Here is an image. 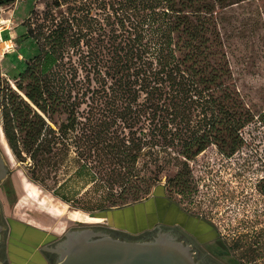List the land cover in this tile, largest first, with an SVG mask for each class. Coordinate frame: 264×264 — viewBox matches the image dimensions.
<instances>
[{"label":"trees","instance_id":"1","mask_svg":"<svg viewBox=\"0 0 264 264\" xmlns=\"http://www.w3.org/2000/svg\"><path fill=\"white\" fill-rule=\"evenodd\" d=\"M244 1L51 0L39 13L32 7L19 36L35 51L0 100V126L26 162L28 180L42 187L51 173L76 165L104 190L105 214L149 192L152 177L133 172L141 159L158 170L177 166L184 193L189 161L211 145L226 157L237 152L252 113L233 81L221 28L225 10ZM56 114L64 118L55 121ZM257 186L264 195V176ZM233 242L240 257L232 264H264V227Z\"/></svg>","mask_w":264,"mask_h":264},{"label":"rangeland","instance_id":"2","mask_svg":"<svg viewBox=\"0 0 264 264\" xmlns=\"http://www.w3.org/2000/svg\"><path fill=\"white\" fill-rule=\"evenodd\" d=\"M2 6L0 19L5 20L0 27L3 28L2 40H8L10 46L7 48L3 42L0 43V100L7 89L16 87V73L35 51L32 41H23L19 36L26 31L24 18L32 7L37 13L48 9L51 0H14ZM221 33L233 81L252 113L251 121L241 130L242 147L226 157L211 145L189 161L184 193L179 192L182 189L180 180L174 179L177 166L158 170L141 159L133 172L137 176L152 177L149 192L142 201L151 197L148 202L153 206L158 202H177L206 221L216 232L215 238L203 244L192 241L198 247H203L217 264H232V259L240 257L233 246L239 234L248 229L264 227V195L257 186L264 176V0L244 1L227 8L223 14ZM71 55L73 63L75 56ZM63 118L59 114L54 117L55 121ZM0 153L7 168V175L0 182V221L7 229L2 238L3 249L8 245L13 221L49 231L54 237L50 244L55 238H61L68 228L77 225L115 227L107 217L111 212H106V215L101 213V205L106 201L104 190L93 188L86 171L77 174L76 165L68 164L57 173H51L45 186L30 182L26 162L16 159L1 126ZM144 205L137 204L129 211L140 216V207ZM90 218L96 219V222ZM118 224L122 225L120 222ZM143 225L139 223L129 229L136 230ZM122 230L131 234L129 230ZM217 233L223 249L218 246ZM137 234L139 237L140 233ZM30 248L33 246L29 247V251ZM38 248L36 251L40 250ZM261 262L262 259L258 258L251 264ZM240 263L250 264L242 259ZM48 264H53V261L49 259Z\"/></svg>","mask_w":264,"mask_h":264},{"label":"crops","instance_id":"3","mask_svg":"<svg viewBox=\"0 0 264 264\" xmlns=\"http://www.w3.org/2000/svg\"><path fill=\"white\" fill-rule=\"evenodd\" d=\"M150 199L151 197H148L143 201L140 200L110 210L111 214L107 217L115 226L111 228L129 230L131 235H138L137 233L141 235L156 228H175L179 233L200 244L215 238L216 232L214 233L206 221L186 211L179 204L158 202L153 206L151 202H148ZM137 204H146L140 207V216H136V212H132L133 214L130 212L131 207ZM121 215L123 218H120ZM152 218H154L153 222L149 224ZM139 223L140 225L143 223V227H138L136 230L129 229V227H135ZM51 238L54 237L49 231L36 229L23 222L13 221L9 229L8 245L4 246L3 257L2 253L0 255V264H48L49 259L46 250L53 240ZM45 242L48 243L43 246L42 244ZM31 245L33 248H30L29 251ZM37 248L40 249V252L36 251Z\"/></svg>","mask_w":264,"mask_h":264},{"label":"water","instance_id":"4","mask_svg":"<svg viewBox=\"0 0 264 264\" xmlns=\"http://www.w3.org/2000/svg\"><path fill=\"white\" fill-rule=\"evenodd\" d=\"M6 175L0 153V182ZM3 228L0 223V241ZM158 229L144 240L120 239L89 228L68 230L53 248L58 255L54 264H198L189 245Z\"/></svg>","mask_w":264,"mask_h":264},{"label":"flooded vegetation","instance_id":"5","mask_svg":"<svg viewBox=\"0 0 264 264\" xmlns=\"http://www.w3.org/2000/svg\"><path fill=\"white\" fill-rule=\"evenodd\" d=\"M0 223H1V221H0ZM84 228H89L95 233L109 234L113 237H117L120 239H127V240L150 239V238L154 237L156 235V233L159 231V229L156 228L153 231H150L149 233L141 234L139 237H137V235H131V234H128L126 232H123L121 230H117V229H114L111 227L95 226V225H77L75 227L68 228L67 231L68 230H80V229H84ZM160 230L170 232L178 240H181L185 244L189 245L190 250L193 253V257L198 262V264H217V262L212 259L211 255H209V253L207 251H205V249L203 247H198V245H196L192 241V239H190L189 237H186L184 234L179 233V231L176 230L175 228H170V229L160 228ZM4 231L7 232L6 227H4L2 232H1L0 255H1L2 249H3L2 238H3V234L5 233ZM55 239H56L55 241H53L51 244H49L48 249L46 250V254L48 255V258L53 261V264L56 262L57 256H58L57 253L55 251H53V248L56 245V243L62 239V237L59 239H57V238H55Z\"/></svg>","mask_w":264,"mask_h":264},{"label":"built area","instance_id":"6","mask_svg":"<svg viewBox=\"0 0 264 264\" xmlns=\"http://www.w3.org/2000/svg\"><path fill=\"white\" fill-rule=\"evenodd\" d=\"M2 8H3V6L0 5V10H1ZM4 22H5V20L0 19V27H1V24L4 23ZM6 28H7V27H6ZM6 28H5V29H6ZM2 30H3V28H0V43L3 42V43L5 44V46L8 48V47L10 46V45L8 44V42H7L8 40H5V41L2 40ZM9 41H10V40H9Z\"/></svg>","mask_w":264,"mask_h":264},{"label":"bare ground","instance_id":"7","mask_svg":"<svg viewBox=\"0 0 264 264\" xmlns=\"http://www.w3.org/2000/svg\"><path fill=\"white\" fill-rule=\"evenodd\" d=\"M79 216V215H78ZM86 217H88V216H86ZM81 218H79L78 220H80ZM86 219V218H85ZM90 219H92V218H90ZM84 220V219H83ZM84 221H86V220H84ZM92 221H95L96 222V219H92ZM87 222H88V219H87ZM91 222V221H90Z\"/></svg>","mask_w":264,"mask_h":264}]
</instances>
